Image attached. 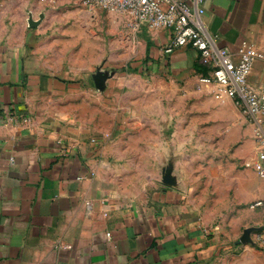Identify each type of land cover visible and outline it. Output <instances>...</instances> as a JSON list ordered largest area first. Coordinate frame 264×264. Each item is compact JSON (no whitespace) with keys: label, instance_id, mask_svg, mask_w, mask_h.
<instances>
[{"label":"crops","instance_id":"crops-1","mask_svg":"<svg viewBox=\"0 0 264 264\" xmlns=\"http://www.w3.org/2000/svg\"><path fill=\"white\" fill-rule=\"evenodd\" d=\"M23 1L0 0V264H264L256 241L264 204L250 207L264 201L255 167L264 164V134L257 142L251 130L239 151L249 167H224L217 218L182 177L181 159L151 141L120 146L103 131L107 118L81 115L75 85L56 76ZM205 8L208 32L233 61L242 46L261 55L250 82H264V0H208ZM152 35V53L162 55L170 35ZM165 55L173 68L206 72L191 47ZM223 98V107L234 103ZM171 169L178 174L165 177ZM247 229L251 241L242 242Z\"/></svg>","mask_w":264,"mask_h":264},{"label":"rangeland","instance_id":"rangeland-1","mask_svg":"<svg viewBox=\"0 0 264 264\" xmlns=\"http://www.w3.org/2000/svg\"><path fill=\"white\" fill-rule=\"evenodd\" d=\"M23 3L31 27L45 37L39 45L53 60L56 76L75 85L73 105L80 106L81 115L107 118L103 131L107 139L120 137V146L151 141L165 147L171 161L181 159L182 177L191 182L200 203L222 218L224 167L231 174L233 168L249 167L239 151L251 130L260 141L257 125L233 102L220 105L226 95L216 97V89L202 80L204 70L191 63L173 68L163 45L162 55L152 53V29L133 12L83 0ZM157 132L165 138L149 140ZM163 173L173 177L178 171ZM256 241L263 242L257 234Z\"/></svg>","mask_w":264,"mask_h":264},{"label":"built area","instance_id":"built-area-1","mask_svg":"<svg viewBox=\"0 0 264 264\" xmlns=\"http://www.w3.org/2000/svg\"><path fill=\"white\" fill-rule=\"evenodd\" d=\"M83 1L112 11H131L145 27L167 30L170 38L163 47L165 54H171L180 47L193 48L207 66L202 76L203 82L217 86V98L223 95L231 97L241 112L257 125L258 133L263 136L264 82H250L253 64L261 55L250 47L242 46L237 52L238 61L235 62L228 48L217 45L203 20L208 0ZM255 167L264 178V164L257 163ZM263 204V200H258L251 203L250 207ZM257 237L264 242V229L257 233Z\"/></svg>","mask_w":264,"mask_h":264},{"label":"water","instance_id":"water-1","mask_svg":"<svg viewBox=\"0 0 264 264\" xmlns=\"http://www.w3.org/2000/svg\"><path fill=\"white\" fill-rule=\"evenodd\" d=\"M249 233H250L249 229L245 230V233H244V236L242 238V241L246 242V241L249 240Z\"/></svg>","mask_w":264,"mask_h":264}]
</instances>
